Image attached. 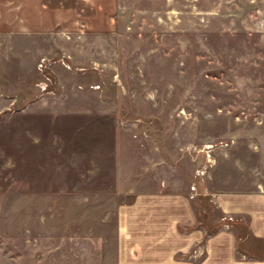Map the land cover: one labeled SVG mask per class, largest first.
<instances>
[{"label":"rangeland","instance_id":"374dc122","mask_svg":"<svg viewBox=\"0 0 264 264\" xmlns=\"http://www.w3.org/2000/svg\"><path fill=\"white\" fill-rule=\"evenodd\" d=\"M42 3L80 19L34 72L0 53V264H116L141 196L214 215L215 157L249 177L264 153V0Z\"/></svg>","mask_w":264,"mask_h":264},{"label":"crops","instance_id":"0c3cea01","mask_svg":"<svg viewBox=\"0 0 264 264\" xmlns=\"http://www.w3.org/2000/svg\"><path fill=\"white\" fill-rule=\"evenodd\" d=\"M42 1L26 0V17L18 16L19 6L0 16V53L7 56L4 66H15L12 73L25 57L21 68L34 72L53 31L79 22L76 8L48 11ZM217 157L207 180L209 198L199 200L209 210L213 200L214 215L199 220L183 193L141 196L121 211L116 264H264V153L255 157L249 177L243 166Z\"/></svg>","mask_w":264,"mask_h":264}]
</instances>
